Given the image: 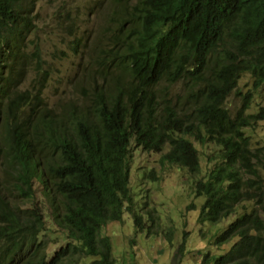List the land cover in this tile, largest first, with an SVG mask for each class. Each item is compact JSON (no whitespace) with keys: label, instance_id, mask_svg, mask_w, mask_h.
Instances as JSON below:
<instances>
[{"label":"trees","instance_id":"obj_1","mask_svg":"<svg viewBox=\"0 0 264 264\" xmlns=\"http://www.w3.org/2000/svg\"><path fill=\"white\" fill-rule=\"evenodd\" d=\"M31 2L37 0H0V264H127L117 260L115 239L105 226L126 214L136 229L143 230L146 219L149 227L156 222V210L142 213L139 206L149 203L133 192L138 147L160 153L169 168L181 167L193 182L195 198L205 197L199 216L207 243L196 251L188 248L184 233L177 247L181 257L191 254L196 260L198 254L196 264H264V145L254 138L264 105L257 112L252 108L261 104L256 97L264 100V0H238L227 30L208 26L213 12L203 15L181 0H137L134 5L114 0L112 49L94 60L101 81L108 82L107 54L118 52L150 78L116 90L95 86L96 103L112 101L107 114L76 101L51 107L38 83L47 78L43 70L32 85L21 88L41 53L32 38ZM177 51L183 53L182 70L165 84L162 68ZM178 83L182 88L176 92L167 89ZM233 95L242 97L235 111L227 105ZM197 144L206 150V166ZM139 173L162 181L154 169ZM36 180L52 214L23 210L13 198L4 199V190L13 185L16 202L35 200ZM247 200H254L257 209L243 211L231 228L219 231L224 211ZM49 220L65 232L63 246L49 247ZM206 222L217 228L213 236L204 235L212 229ZM228 242L229 250L219 254Z\"/></svg>","mask_w":264,"mask_h":264},{"label":"rangeland","instance_id":"obj_2","mask_svg":"<svg viewBox=\"0 0 264 264\" xmlns=\"http://www.w3.org/2000/svg\"><path fill=\"white\" fill-rule=\"evenodd\" d=\"M113 5L114 0H39L38 3L31 2L30 9L35 16V32L32 38L40 44L42 58L50 62L49 64L44 62V66L49 76V80L46 78L45 96L51 107L62 108L68 100L87 101L84 95L97 81H88L87 77L101 78L100 68L95 66L94 60L104 47L106 35L110 30L108 15H111ZM34 72L35 65L32 66L27 80L23 81V86L32 82ZM167 79L168 72L164 70L162 80L165 84H167ZM167 89L170 92H176L179 90V85L168 86ZM255 101H261V104L257 102L252 104L253 112H257L264 105L261 97H256ZM240 105H242V97L233 95L228 106L235 111L236 106ZM182 106L190 108V105L182 104ZM254 129L257 145H264V120H260V124H256ZM197 146L202 156L201 161L206 166V150L202 149L199 144ZM212 146L209 144V149ZM160 157V153L144 151L142 147H138L133 154L131 179L133 192L134 189L135 195L141 192L149 203L140 206L137 204L140 209H143L142 213H147L153 208L156 210L154 211L156 217L154 225L149 227L151 221L144 217L146 219L145 228L136 229L130 214H126L123 221L107 224L106 233L115 239L113 251L117 255V260L125 261L127 264H196V261L201 262L198 254L194 253L196 260L192 259L191 254L181 257L177 247L186 232L187 247L190 246L196 251V247L206 242L202 237L200 229L202 221L199 216L201 206L205 203V197L195 198L192 191L193 182L185 178L182 168L178 165L169 168L165 162L160 160ZM1 167L4 168L3 165ZM153 169L154 174L161 175V182L151 181L146 174L139 173L150 172ZM261 174L264 179V170ZM40 186L41 184L36 180L34 182L37 195L35 200L16 202L18 199L14 198L13 193L17 191L13 185H8L3 196L6 201L13 198L14 203L22 209L25 205L32 204L38 206L42 212L52 214L54 210L44 203L39 193ZM245 205L247 208L244 207ZM251 208L257 209L254 200L233 205L230 216L217 223L219 231L225 229L237 215ZM49 223L53 225L50 232L53 243L49 244V247L64 245L67 242L65 232L51 220ZM206 223L212 229L204 235L213 236L217 228L215 229L213 223ZM231 244L232 242H228L222 245L223 247L219 246L222 247L219 254L225 253ZM134 250L136 253L132 258Z\"/></svg>","mask_w":264,"mask_h":264},{"label":"clouds","instance_id":"obj_3","mask_svg":"<svg viewBox=\"0 0 264 264\" xmlns=\"http://www.w3.org/2000/svg\"><path fill=\"white\" fill-rule=\"evenodd\" d=\"M38 1L39 0H37V3H38ZM136 2H137V0H131L130 5H134ZM180 4H183L185 6H191L195 11L202 12L203 15L208 13V12H213L215 14V17H214L213 21L209 23L208 26H212V27H216V28L224 29V30H227L232 25V17H233L234 13L236 12V10L238 9V6H239L238 0H181ZM219 9H221L225 14H227L228 17H224L223 15H221V13L219 12ZM115 10H116V6L114 3L111 14H113L115 12ZM110 18H111V15H108V24L110 26V30H109L108 34L106 35L104 47L99 51L98 56L104 57V55L106 53H108L109 51H111V49H112V34L116 28H114V25H113L112 21H110ZM33 23L35 24V21ZM224 40H229V38L225 35ZM34 42H36V41H34ZM36 43L39 45L40 50L42 52V48H41L40 44L38 42H36ZM182 56H183V53L181 51H177L173 54L171 60L169 61V64L162 68V71L160 74L161 79H162V73L164 70H167L168 77L174 76L182 70V67H183ZM41 57L42 56L40 53V57L36 58V63L31 64L29 66L27 77H29V73H30V70H31L33 65H35V72L33 73V77L36 75V72L38 70H43L48 74V70L45 68L44 62L47 64H49L50 62L48 60H44L43 58H42L43 60L40 61ZM39 63L41 64V69L38 67ZM95 66H97V65H95ZM105 67H107V69L110 70V72H108V78H107L108 82L106 83L104 81H101V78H99L97 81H95V83H93L92 87L90 88V91L86 95H84L86 97L87 101L81 100V101H76V102L87 104L86 108L91 107V105H92V106H94L93 107L94 111L96 110V112H97L98 110H100L101 112L107 114L108 111L112 108V101L105 99L103 102L96 103V98H97L98 94H94V92L96 91L94 89L95 86H97V88L99 90L101 89V87L116 90V89H118V87H121L123 84L129 83L135 79L150 78V77H149L148 72L145 68L136 67L134 62L131 59H129L127 54H125V53L118 52L115 54H112V53L107 54V57L105 59ZM99 74H100V70H99ZM47 79L49 80L48 75H47ZM33 82H34V78L29 85H32ZM39 82L45 83V85L42 86V90L44 91V96H45L46 80H45V78H40L38 80V83ZM178 85H179V88H182L181 83H178ZM26 86H28V85H24V86L22 85L21 88H24ZM45 98H46V96H45ZM70 101H75V100H68L65 102L64 105H66ZM229 108L232 110L231 107H229ZM94 111L93 112L90 111L89 114L94 116V114H93ZM262 170L263 169H260V172H262ZM262 183L264 185V180L262 181ZM29 209L39 210V207L36 205H32V204H30L29 206L25 205V207H23V210H29ZM231 212L227 213L224 211L225 214L223 215L222 219H220V221L229 217ZM241 216H242V214L237 215V217L234 218V220H232L227 225L226 228L227 229L231 228L232 225L234 224V222L237 221ZM61 219L62 218H59V220H61ZM55 225L58 226L57 223Z\"/></svg>","mask_w":264,"mask_h":264}]
</instances>
